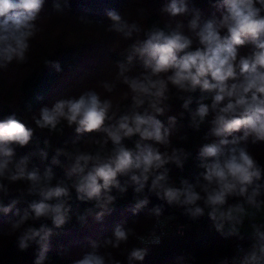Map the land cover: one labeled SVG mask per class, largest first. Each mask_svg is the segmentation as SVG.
Segmentation results:
<instances>
[{
	"label": "clouds",
	"instance_id": "1",
	"mask_svg": "<svg viewBox=\"0 0 264 264\" xmlns=\"http://www.w3.org/2000/svg\"><path fill=\"white\" fill-rule=\"evenodd\" d=\"M44 6L45 0H0V70L13 62H27L31 41L43 31L38 21L46 12ZM212 6L216 11L205 16L189 0H166L159 9L167 17L163 26L154 23L147 28L129 22L117 10H108L107 31L132 43L116 62L115 79L102 81L100 86L112 93L118 84L126 85L120 99L127 103L102 98L90 88L40 107L31 115L36 129L47 130L50 136H63L66 127L76 133L55 149L43 169L33 157L47 161L50 141L44 140V148L37 141L34 152L17 158V148L33 142L35 129L15 112L0 119V213L15 217L0 234L19 232L20 251L37 245L33 264H45L55 230L70 221L73 190L76 200L92 204L77 213L80 223L88 216L102 223L118 195L129 188L135 194L131 225L138 223L135 217L144 209L150 219L155 218L147 235L138 234L128 220L122 221L110 237L89 240L90 251L73 264H121L113 250L127 253L128 264L143 262L149 246L161 243L156 229L165 226L161 219L164 204L148 208L151 195L182 208L194 220L207 214L214 229L226 238L243 240L245 219L255 220L264 213V167L248 148L249 143L264 142V0H214ZM70 7V0H52L49 15H63ZM242 48L248 51L242 54ZM43 63L62 71L57 61L45 59ZM137 64L142 71L133 75ZM197 91L200 95L195 98ZM173 99L182 101L179 119L167 115ZM185 113L188 127L199 131L207 124L208 130L197 154L202 171L194 182L181 178L177 186L170 178V166L182 170L191 156L172 143L184 127L180 120ZM162 116H167L166 123ZM85 135L88 146L82 147ZM133 137L137 139L129 147L125 140ZM180 139L187 140V136ZM53 166L63 169L62 178ZM17 182L26 187L16 189L18 195L5 204L9 186ZM26 197L37 198L18 208ZM233 197L240 199L229 204ZM41 220H50L51 226L27 224ZM130 238L144 246L128 249ZM249 240L247 248L237 245L231 264H264V222L251 224ZM219 264H229L228 258Z\"/></svg>",
	"mask_w": 264,
	"mask_h": 264
},
{
	"label": "trees",
	"instance_id": "2",
	"mask_svg": "<svg viewBox=\"0 0 264 264\" xmlns=\"http://www.w3.org/2000/svg\"><path fill=\"white\" fill-rule=\"evenodd\" d=\"M166 0H70V10L65 14H55L51 11L52 0H45V11L41 14L38 24L43 28L35 39L31 41V50L28 53L26 63L18 64L13 62L6 70H0V119L15 112L28 127L34 128L33 142L24 148H17V158L34 152L38 146L44 148V140L50 141L48 148L49 158L41 163L38 157H33V162L43 169L51 162L55 149L63 147L65 141H71L76 133L74 128H65L63 136L49 135L47 130L41 131L31 120V115L40 107L51 105L58 97L79 95L86 89H95L102 94V98H112L120 101L121 104L127 101L121 100V96L127 91V86L118 84L112 93H107L100 86L102 81H112L117 72L116 62L122 60L121 53L128 47L131 40L123 39L119 34L107 31L109 21L106 17L108 10L119 11L129 22H137L142 27L147 28L154 23L163 26L167 20L159 11ZM190 5L195 6L204 13L211 15L215 10L212 6L214 0H189ZM143 9V12L140 10ZM84 17L85 19H81ZM248 51L242 48L241 53ZM45 59H51L60 63L61 72H56L54 68L44 65ZM142 69L139 64L133 70V75L138 74ZM173 91H175L173 89ZM198 98L200 93L193 94ZM171 111L167 115H177L183 111L182 101L171 100ZM196 107L195 103L191 106ZM166 123L167 116L159 117ZM179 119V116H178ZM180 123L183 128L173 137V146L184 148L191 153L184 168L178 169L174 165L170 166V178L177 186L181 178L194 182L202 171L197 167L198 148L203 142V136L208 130V125H202L199 131L188 127V114ZM94 135V134H93ZM187 136V140H181V136ZM125 140V143L132 147L134 141ZM88 136L82 137L81 146L87 147L85 141ZM249 151L253 154L258 163L264 167V142L256 144L249 143ZM63 160L64 158L61 157ZM57 177L62 178L64 171L60 167L53 166ZM122 180L125 178H121ZM10 196L4 199L7 204L11 198L18 195L16 189L24 188L23 182H17L10 186ZM113 194H116L115 192ZM73 212L70 221L62 228L56 229L50 240V250L45 264H73V261L82 257L88 247L89 240L103 239L112 235L113 228L124 220L131 221L134 218L131 208L134 205V192L129 188L123 196L117 197L113 210L104 217L102 223L96 222L94 216H88L84 223H80L76 215L82 213L84 209L92 207L91 203L76 200L75 192L72 193ZM37 197H26L17 205L23 209L27 207V202ZM240 198H229V202H238ZM148 208H152L149 204ZM15 211V210H14ZM148 209L140 211L135 217L138 223L131 225L135 227L138 234L147 230L155 218H149ZM172 218L188 222L194 229H201L207 232V237H199L194 232L185 235L165 236L158 245L149 248V254L143 262H133V264H210L211 262L227 258L232 253L233 244L237 237H225L217 232L212 226L207 214L197 219H192L184 213L182 208L172 206L168 214ZM12 213L7 215L0 213V232L5 225L14 219ZM41 223L51 226L50 220L37 222L28 221V225L39 227ZM27 226V225H26ZM17 232L11 239L0 234V264H33L36 258L37 245L32 244L26 251H20L17 247ZM242 236L249 234L241 233ZM133 243L137 244L135 238H130L128 249ZM138 245V244H137ZM125 246H122V248ZM113 255L121 264H128L127 253L121 254L118 250H113Z\"/></svg>",
	"mask_w": 264,
	"mask_h": 264
},
{
	"label": "built area",
	"instance_id": "3",
	"mask_svg": "<svg viewBox=\"0 0 264 264\" xmlns=\"http://www.w3.org/2000/svg\"><path fill=\"white\" fill-rule=\"evenodd\" d=\"M167 217H170V216L167 214H163L161 219H165V226L163 228H157L156 229L157 235H161V239L165 236H170V235H172V236L185 235L186 233L191 232V231L196 233L199 237H207L208 236L207 232H205L201 229L192 228V226L188 222H183V221H180L179 219L172 218V217H171L172 219H167ZM154 224H155V220L153 221L152 224H150L148 226L147 230L143 233H140V235H147L148 232L152 229ZM249 235L244 236L243 240L237 239L236 242L233 244L232 253L227 257L229 260V264H231V258L234 255H236L237 245H240V246L245 247V248L250 246L251 241L249 240ZM137 244L139 247L144 246V245L140 244L139 241H137ZM151 246L152 245H150L149 248H151ZM219 261L220 260H218L217 262L213 261L210 264H219Z\"/></svg>",
	"mask_w": 264,
	"mask_h": 264
},
{
	"label": "rangeland",
	"instance_id": "4",
	"mask_svg": "<svg viewBox=\"0 0 264 264\" xmlns=\"http://www.w3.org/2000/svg\"><path fill=\"white\" fill-rule=\"evenodd\" d=\"M166 17V16H165ZM167 19V17H166ZM236 202H229V204H235ZM261 222H264V213H261V214H258L257 215V218L255 220H250V219H245L244 221V224L241 226V233H244V234H250L251 232V224L252 223H261ZM9 227V224L7 223L4 227V230H6L7 228ZM16 234V233H15ZM15 234L11 235V236H5L4 237H7V240L8 239H11ZM2 241H0V244H1ZM139 247L136 243H133L131 248L132 247Z\"/></svg>",
	"mask_w": 264,
	"mask_h": 264
},
{
	"label": "water",
	"instance_id": "5",
	"mask_svg": "<svg viewBox=\"0 0 264 264\" xmlns=\"http://www.w3.org/2000/svg\"><path fill=\"white\" fill-rule=\"evenodd\" d=\"M164 204V212L163 214H169L171 212L172 206L167 205L165 202L160 201L155 195L150 196V205L153 207L158 204Z\"/></svg>",
	"mask_w": 264,
	"mask_h": 264
}]
</instances>
